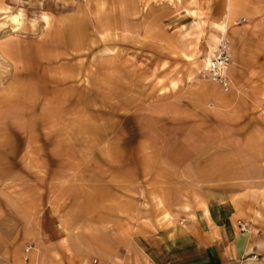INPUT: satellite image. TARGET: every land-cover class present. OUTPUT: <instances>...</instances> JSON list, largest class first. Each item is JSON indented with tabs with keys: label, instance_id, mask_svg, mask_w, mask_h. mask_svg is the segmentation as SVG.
Returning a JSON list of instances; mask_svg holds the SVG:
<instances>
[{
	"label": "rangeland",
	"instance_id": "obj_1",
	"mask_svg": "<svg viewBox=\"0 0 264 264\" xmlns=\"http://www.w3.org/2000/svg\"><path fill=\"white\" fill-rule=\"evenodd\" d=\"M220 25L228 88L204 72ZM234 205L264 210V0H0V261L159 264Z\"/></svg>",
	"mask_w": 264,
	"mask_h": 264
},
{
	"label": "crops",
	"instance_id": "obj_2",
	"mask_svg": "<svg viewBox=\"0 0 264 264\" xmlns=\"http://www.w3.org/2000/svg\"><path fill=\"white\" fill-rule=\"evenodd\" d=\"M181 16L183 15L179 13L178 10L175 11V13L162 20L163 26L165 27L168 25L173 28L181 26ZM224 28L225 26L223 25H220L219 28H212L210 35L211 40L209 41L211 50L217 48L216 44L220 41ZM239 51V49L233 51L235 63L240 65L243 60L244 66L247 52H245L243 48L242 54ZM232 209L233 216L227 215L221 218L224 219L223 222L216 223L217 230L213 232H219L220 237L213 244H211L209 238H207V233L204 232L201 236H198L188 227L180 228L178 232L180 235L177 234L176 240H171L167 234H162L160 237L161 241H158L159 245L153 246L152 250L155 251V253L160 251L163 254L164 257L161 258V260L159 259V264H194V260L197 259L196 255H200V253H204L205 255L204 257L207 261L205 264H264V210L256 211V209L252 207L244 210L241 205H234ZM215 215L218 216L219 214L215 212L214 216ZM218 217L220 218V216ZM239 221L245 225V229L240 227ZM48 232L49 234L51 233L50 231ZM56 239L57 241L60 240L58 238ZM107 247L108 246H105L102 242L92 248V252L99 256L98 260L102 264H107L108 257L111 254ZM28 248L29 250H27ZM217 248L226 249V257L221 255L212 257L211 250H216ZM31 249V245L26 247V251L28 252ZM58 251L63 257L70 256V254L66 253L67 251L65 249H60ZM74 253L78 256L81 255L77 250ZM6 261L7 259L0 261V264H4ZM11 264H36V256L29 253L24 259V254H22L20 250Z\"/></svg>",
	"mask_w": 264,
	"mask_h": 264
},
{
	"label": "built area",
	"instance_id": "obj_3",
	"mask_svg": "<svg viewBox=\"0 0 264 264\" xmlns=\"http://www.w3.org/2000/svg\"><path fill=\"white\" fill-rule=\"evenodd\" d=\"M215 55L210 58L209 64L205 69V75L220 85L228 88L230 85V65L232 63V53L227 42L221 44ZM240 227L245 229V225L240 222ZM29 250V248L27 249ZM109 264H118L116 261H110Z\"/></svg>",
	"mask_w": 264,
	"mask_h": 264
},
{
	"label": "bare ground",
	"instance_id": "obj_4",
	"mask_svg": "<svg viewBox=\"0 0 264 264\" xmlns=\"http://www.w3.org/2000/svg\"><path fill=\"white\" fill-rule=\"evenodd\" d=\"M218 48H219V47H218ZM218 48H217L216 50H218ZM216 50H215V51H216ZM215 51L212 53V54H213L212 56L215 55V54H214ZM212 56H210L208 59H205V61L207 62V63H206V66H205V69L207 68V66H208V64H209V61H210V58H211ZM205 69H204V70H205Z\"/></svg>",
	"mask_w": 264,
	"mask_h": 264
}]
</instances>
